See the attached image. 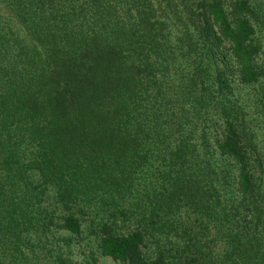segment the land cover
I'll use <instances>...</instances> for the list:
<instances>
[{"label":"trees","instance_id":"16d2710c","mask_svg":"<svg viewBox=\"0 0 264 264\" xmlns=\"http://www.w3.org/2000/svg\"><path fill=\"white\" fill-rule=\"evenodd\" d=\"M264 264V0H0V264Z\"/></svg>","mask_w":264,"mask_h":264},{"label":"rangeland","instance_id":"374dc122","mask_svg":"<svg viewBox=\"0 0 264 264\" xmlns=\"http://www.w3.org/2000/svg\"><path fill=\"white\" fill-rule=\"evenodd\" d=\"M105 264H113L110 260L106 259Z\"/></svg>","mask_w":264,"mask_h":264}]
</instances>
